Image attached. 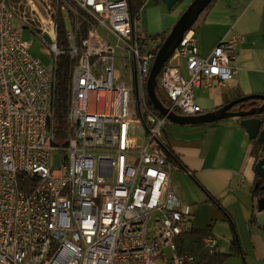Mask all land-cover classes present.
I'll list each match as a JSON object with an SVG mask.
<instances>
[{"label": "built area", "instance_id": "1", "mask_svg": "<svg viewBox=\"0 0 264 264\" xmlns=\"http://www.w3.org/2000/svg\"><path fill=\"white\" fill-rule=\"evenodd\" d=\"M80 9L95 20L81 41ZM59 13L70 23L66 48ZM139 22L129 0H0V264H197L179 251L193 213L171 184L170 119L147 100L157 46ZM26 28L55 62L65 53L73 61L64 141L56 140L54 67L31 53ZM244 40L233 30L201 56L188 29L157 78L168 107L206 113L197 89L233 79ZM217 246L214 235L204 238L209 252Z\"/></svg>", "mask_w": 264, "mask_h": 264}, {"label": "crops", "instance_id": "2", "mask_svg": "<svg viewBox=\"0 0 264 264\" xmlns=\"http://www.w3.org/2000/svg\"><path fill=\"white\" fill-rule=\"evenodd\" d=\"M143 2L137 29L148 34L158 47L163 35L173 30L183 9L165 14L163 20H153L152 0ZM157 6L166 13L164 0ZM145 12L150 19L147 24H144ZM66 25H70L69 21ZM191 29L195 32L201 56L210 54L219 40L233 30L245 35L232 62L238 70L233 79L214 91L211 90L213 86L206 84L197 89L196 102L206 113L246 95L264 94V0H212ZM156 35L158 37L154 39ZM179 63L181 73L184 75L185 70L184 76L188 77L185 59ZM166 138L168 147L180 163L174 164L171 184L180 199V206L192 210L191 227L210 228L216 238L217 233L231 240L229 248H232L236 231L242 257L264 263V211L256 209L258 200L251 192L257 179L256 162L251 154L252 139L241 120L229 117L200 124H178L170 120ZM215 251L218 252L217 248Z\"/></svg>", "mask_w": 264, "mask_h": 264}, {"label": "trees", "instance_id": "3", "mask_svg": "<svg viewBox=\"0 0 264 264\" xmlns=\"http://www.w3.org/2000/svg\"><path fill=\"white\" fill-rule=\"evenodd\" d=\"M158 4L160 0H155ZM131 12L135 16L140 13L144 2L143 0H129ZM214 2V1H213ZM56 19L59 23V32H58V43L62 48H66L68 46V42L66 41V20L64 19V14L59 13L56 16ZM74 21L75 18H72ZM78 20L81 23V30L78 35L79 40H84L88 37V29L95 24V20L92 16L88 15L84 10H79ZM170 34V33H169ZM168 34V35H169ZM168 35H163L161 38V42L157 47V52L162 44L165 42ZM158 35L154 36L156 39ZM73 61L71 56L68 53L58 56L54 65V76H55V132H56V140L64 141L67 125H66V117H67V109L70 100V88H71V71H72ZM156 92L162 102L169 106V102L163 96L158 82H156ZM148 103L150 107L157 113L160 114L159 110L153 106L150 99L147 96ZM262 101H257L256 105H261ZM243 106V109H250L253 106V101L249 100L245 104H238L232 110L236 111L240 109V106ZM177 113H181L179 109H174ZM240 120L243 117L239 118ZM253 147L251 154L255 158V162L257 163L259 159L263 156V145L258 139H252ZM169 159L173 164H180L177 156L173 153V151L169 148ZM264 179L258 176L255 180V183L251 189L252 195L254 199L259 200L264 195V186H262ZM213 199V198H212ZM214 202L220 206L219 202L213 199ZM235 232L234 239L232 242V249L235 251V254H239V256H243V251L241 248L239 237ZM211 230L208 229H196L192 228L187 231L179 240V251L184 252L188 251L197 256V264H220L222 259L226 256L225 254H220L216 251L213 253L209 252L203 247V240L207 235H210Z\"/></svg>", "mask_w": 264, "mask_h": 264}, {"label": "water", "instance_id": "4", "mask_svg": "<svg viewBox=\"0 0 264 264\" xmlns=\"http://www.w3.org/2000/svg\"><path fill=\"white\" fill-rule=\"evenodd\" d=\"M179 1L181 0H164L168 8H172ZM211 1L212 0H193L184 14L180 17L171 33L167 36L165 42L159 48L147 83L148 97L153 106L157 108L162 115H166L172 122L178 124L213 123L229 117H243L241 124L247 130L251 139H258L262 143L264 151V119L260 117V115L264 113V94L246 95L230 101L214 112L196 116H183L175 112L165 105L157 95L156 81L162 67L181 42L183 35L191 28ZM249 100L253 101V106L250 109H243L244 105H241L239 110H232V108L238 104H245ZM259 100L262 101V104L256 105ZM255 171L264 178V155L256 163ZM258 210L264 211V197L258 200Z\"/></svg>", "mask_w": 264, "mask_h": 264}, {"label": "rangeland", "instance_id": "5", "mask_svg": "<svg viewBox=\"0 0 264 264\" xmlns=\"http://www.w3.org/2000/svg\"><path fill=\"white\" fill-rule=\"evenodd\" d=\"M188 3H189V0H181L178 3H176L172 8H168L167 5L165 4L166 5V7H165L166 13H164L163 9L159 8L157 6L158 4L156 3V1L152 0L151 5H150V7L152 8V10L150 8L151 19L163 20L166 17L165 14H171V13H174L177 11H181L182 9H183L182 13L184 14V12H185L184 8ZM146 11H147V9H146ZM143 17H144V24H147V22L150 21L148 14H146V12H145ZM191 27H193V25ZM99 32L103 37L109 36L108 38L112 42L115 41L113 36L104 32V30L102 28L99 29ZM23 38H24V40H26L30 43V51L35 57L39 58L46 67H49V68L54 67V64H55L54 57L52 56V53H51L48 45L43 43L42 40L37 35H35V33L33 31H31L30 29H27V28L24 29V31H23ZM121 53H122V51L120 49H118L116 52L115 64H116L117 71L122 70L121 67H122L123 62H122ZM183 73H184V75L187 74L185 70H183ZM158 77H159V75H158ZM217 88H219L218 85L214 84V86L211 88V90L214 91V90H217ZM262 154H264V152H262ZM55 164L57 166L58 161H56ZM256 203H257V200H256ZM257 204H256V207H257ZM256 209H258V208H256ZM216 235H217V238L219 241V246L217 247V251L220 252V254L226 255L222 259L220 264H264L262 261H260L258 259L256 260L254 258H248L246 260V258L239 256V254H235V251H233L232 248H229L231 240H227L223 236H219L217 233H216ZM221 241H222V243H221ZM165 255L168 259H170L172 257V253L170 252L169 249H165ZM162 263H163V260H161L159 262V264H162Z\"/></svg>", "mask_w": 264, "mask_h": 264}, {"label": "flooded vegetation", "instance_id": "6", "mask_svg": "<svg viewBox=\"0 0 264 264\" xmlns=\"http://www.w3.org/2000/svg\"><path fill=\"white\" fill-rule=\"evenodd\" d=\"M260 117L264 119V113H263L262 115H260ZM257 174H258V173H257ZM258 176H260V175L258 174ZM260 177H261V176H260ZM261 178H262V177H261ZM263 179H264V178H263ZM262 186H264V182H263ZM262 197H264V195H263Z\"/></svg>", "mask_w": 264, "mask_h": 264}]
</instances>
